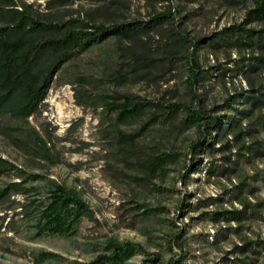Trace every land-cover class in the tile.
<instances>
[{"label": "rangeland", "instance_id": "374dc122", "mask_svg": "<svg viewBox=\"0 0 264 264\" xmlns=\"http://www.w3.org/2000/svg\"><path fill=\"white\" fill-rule=\"evenodd\" d=\"M14 1L43 24L86 30L169 16L73 49L32 116L0 113V156L37 176L11 199H36L33 217L62 185L92 209L73 232L39 233L36 216L4 202L0 264H84L128 241L141 248L123 264H264V50L252 42L264 18H248L261 0ZM198 113L238 127L209 139ZM19 180L3 176L0 189Z\"/></svg>", "mask_w": 264, "mask_h": 264}, {"label": "trees", "instance_id": "16d2710c", "mask_svg": "<svg viewBox=\"0 0 264 264\" xmlns=\"http://www.w3.org/2000/svg\"><path fill=\"white\" fill-rule=\"evenodd\" d=\"M14 2V0H0V22H3L0 23V113H8L23 120L36 112L38 104L50 88L53 75L71 57L73 49L88 48L109 36H136L169 16L161 13L154 15L148 21L134 25L89 24L90 29L86 30L84 27L72 28L69 24L48 26L33 18L24 9L16 8ZM248 18L250 20L264 18V0L256 3V7L248 12ZM50 28L55 32L47 36V30ZM250 31H247L246 36H251ZM252 42H257L264 50L261 35H258L257 41L252 40ZM120 108L119 118L124 120L140 113L141 105L137 103L130 107V104H123ZM191 116L193 120L206 119L203 133L204 137L207 135L209 139L213 133L225 132L227 127L235 129L238 127V122H233L232 118L225 115L212 117L198 113ZM262 123L264 124V120ZM201 145H205L202 139L191 146V152L197 153ZM9 175L20 180L10 182L0 189V210L6 201L13 203L3 208L6 212L16 208V204L19 205L23 213H29L27 217L36 216L39 233L73 232L81 218L92 216L91 207L82 198L64 186L56 185L46 202L34 205L37 213L32 217L33 210L28 211L26 203H35L36 199L21 203L11 199V196L24 194V197H27L25 193L27 188L23 184L28 180H36L37 176L25 177L22 168L0 156V178ZM140 248L141 246L134 242H113L108 255L99 256L84 264H123L125 259Z\"/></svg>", "mask_w": 264, "mask_h": 264}]
</instances>
